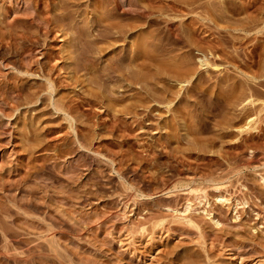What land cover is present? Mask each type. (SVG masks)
<instances>
[{
    "label": "rangeland",
    "instance_id": "obj_1",
    "mask_svg": "<svg viewBox=\"0 0 264 264\" xmlns=\"http://www.w3.org/2000/svg\"><path fill=\"white\" fill-rule=\"evenodd\" d=\"M48 1L73 117L0 0V264H264V0Z\"/></svg>",
    "mask_w": 264,
    "mask_h": 264
},
{
    "label": "bare ground",
    "instance_id": "obj_2",
    "mask_svg": "<svg viewBox=\"0 0 264 264\" xmlns=\"http://www.w3.org/2000/svg\"><path fill=\"white\" fill-rule=\"evenodd\" d=\"M27 4H31L32 5V7L30 6H28L29 8H25V10L23 11L22 10V12H24L23 14L24 15H27L26 16V18H25V20L28 22V23H30L32 26H36V27H34V28H37V32H34V33H24V32H18V34H15V32H14V35L11 37V40H12V42L13 43H15L16 44V42H19V41H21V40H23L24 42H28V46L29 47H27L28 49L27 50H25V51H22V53L20 54L21 56H20V59H22V65H23V68H21V69H17V73H15V74H13V75H19L20 76V72H22V73H26V74H31V75H36V76H39V77H42V78H44L45 79V81L43 82L44 84H43V88L40 90V91H35V92H30V99H29V103H38L40 100H41V95H43L44 96V94L45 95H48L46 98H48V100H50V102L49 103H51V105L52 106H54L55 107V109H57L58 111H61V112H64V113H66V115H68V116H71V117H73L72 116V114H71V110H72V108L71 107H69L68 105H66V104H64L63 102H57L56 100H53V95H54V92L56 91V89H57V83L58 82H60L58 79H56V78H54L53 77V75H51V73L52 72H50L51 70H53V69H57V68H61V64H59L58 63V61L55 59V61H57V62H55V65H53V60L52 59H54V57L53 56H55L56 55V53H55V51H51L50 53H48V55H46V56H44V58L43 59H46V63L44 64L42 61L43 60H37V59H39V57L37 58V59H35V56L36 55H38V54H36L37 52H40V51H38V50H42V48H44V46L46 45V43L48 42V38H49V35H50V33L52 32L53 33V31L55 32V33H57V34H59L58 33V28L57 27H59V30L61 31L62 30V27H63V24L61 25V21L60 20H63L64 21V19H63V17H65V16H67L68 14H66L67 12H69L70 10H68V8H67V10H66V6L64 7V5H67V6H70V5H68V4H64L61 0H59V2H60V5H59V3L57 4V5H59V6H61V4L63 5V7L61 6V8H64L63 10H61V11H63V14H62V12H61V14L63 15V17H61L60 15V12H59V14L60 15H58L57 13H56V15H58V16H60L62 19H58L59 17L58 16H56L57 17V19H55L56 17H51V14L53 15V13H51L52 12V9L50 8V2L51 1H48V0H24ZM70 1V0H69ZM73 1V0H72ZM64 2H66L65 0H64ZM25 3V4H26ZM52 3V2H51ZM68 3V2H67ZM56 4V3H55ZM227 4V3H226ZM56 5V6H57ZM209 6V5H208ZM246 6V5H245ZM53 7V6H52ZM249 7V6H248ZM17 8V7H16ZM19 9V7L17 8V10ZM16 10V9H15ZM64 10H66L65 12H64ZM145 10V9H144ZM26 11V12H25ZM55 11V10H54ZM21 12V13H22ZM208 12V11H207ZM65 13V14H64ZM70 13V12H69ZM17 14V13H16ZM72 14V13H71ZM70 15V14H69ZM68 15V16H69ZM99 15V14H98ZM4 16H6V15H4ZM21 16V15H20ZM72 16V15H71ZM206 16V15H205ZM18 17V16H17ZM7 18H9V17H7ZM13 18H15V17H13ZM73 18V17H72ZM12 19V18H11ZM7 19L6 21V23H7V26H8V24H9V26H14L15 25V23H16V21L18 20V19ZM24 19V18H23ZM65 19H67V17L65 18ZM69 19V18H68ZM75 20V19H74ZM73 20V21H74ZM99 21V20H98ZM103 22V21H102ZM112 22L113 21H111L110 23L112 24ZM66 23V22H65ZM65 23H64V26H65ZM90 24V23H89ZM99 25V24H98ZM119 25V24H118ZM134 25V24H133ZM205 25V24H204ZM8 26V27H9ZM61 26V27H60ZM67 26V25H66ZM111 26V25H110ZM114 26V25H113ZM10 27V28H11ZM121 27V26H120ZM127 27V26H126ZM13 28V27H12ZM64 28V27H63ZM69 28V27H68ZM124 28V27H123ZM112 29V28H111ZM110 29V30H111ZM64 30V29H63ZM63 30H62V32H63ZM21 31V30H20ZM34 31H36V29H34ZM59 31V32H60ZM65 31H66V28H65ZM124 31V30H123ZM17 32V31H16ZM10 33H12V32H10ZM61 33V32H60ZM65 33V32H64ZM83 33V32H82ZM100 33V32H99ZM104 33V32H103ZM107 33V32H106ZM114 33V32H113ZM120 33H121V31H120ZM72 34V33H71ZM75 34V33H74ZM79 34H80V32H79ZM110 34V33H109ZM73 35V34H72ZM82 35V34H81ZM106 35V34H105ZM84 36V35H83ZM83 36H81V37H83ZM96 36V35H95ZM102 36V35H101ZM107 36V35H106ZM121 36V35H120ZM123 36V35H122ZM65 37V36H64ZM99 37V36H98ZM97 37V38H98ZM117 37V36H116ZM76 38V37H75ZM80 38V37H79ZM79 38H78V40H79ZM19 39H21V40H19ZM101 39V38H100ZM121 39V38H120ZM94 40V39H93ZM100 41V40H99ZM11 42V43H12ZM77 42V41H76ZM121 42V41H120ZM84 43V42H83ZM100 43H101V41H100ZM26 44V43H25ZM24 44V45H25ZM79 44V43H78ZM77 44V45H78ZM143 44V43H142ZM18 45H20V42H19V44ZM27 45V44H26ZM97 45H99V44H97ZM75 46V45H74ZM95 46V45H94ZM22 47H24V46H22ZM48 47V46H47ZM66 47V46H65ZM76 47V46H75ZM90 47V46H89ZM109 47V46H108ZM25 48V47H24ZM97 48H98V46H97ZM139 48V47H138ZM93 49V48H92ZM103 49V48H102ZM106 49V48H105ZM109 49V48H108ZM99 50V49H98ZM145 50V49H144ZM81 51H83V50H81ZM105 51V50H104ZM149 51V50H148ZM42 52V51H41ZM41 52H40V54H41ZM65 52H67V53H69V54H71L72 53V47L71 48H67L66 50H65ZM89 52V51H88ZM43 53V52H42ZM66 53V54H67ZM97 53V52H96ZM55 54V55H54ZM77 54V53H76ZM80 54V53H79ZM82 54H84V53H82ZM86 54V53H85ZM144 54V53H143ZM43 55V54H42ZM73 55H75L74 53H73ZM95 55V54H94ZM69 56V55H68ZM87 56V55H86ZM67 57V56H66ZM81 57V56H80ZM95 57V56H94ZM94 57H93V59H94ZM151 57V56H150ZM70 60L73 58V57H71V55L68 57ZM75 58V57H74ZM138 58V57H137ZM42 59V58H41ZM77 59H79V57L77 58ZM76 59V60H77ZM88 59V58H87ZM143 59V58H142ZM149 59V58H148ZM76 60H75V62H76ZM81 60V59H80ZM79 60V61H80ZM110 60V59H109ZM134 60V59H133ZM146 60V59H145ZM74 61V60H73ZM95 61V60H94ZM136 61H137V59H136ZM147 61H149V60H147ZM78 62V61H77ZM76 62V63H77ZM7 63V62H6ZM39 64L38 66H40V68H39V72H36V69L34 70V65L35 64ZM51 63H52V65H51ZM70 63V62H69ZM68 63V64H69ZM80 63V62H79ZM91 63V62H90ZM100 63V62H99ZM113 63V62H112ZM71 64V63H70ZM73 64V63H72ZM85 64V63H84ZM93 64V63H92ZM111 64V63H110ZM87 65V64H86ZM133 65V64H132ZM136 65V64H135ZM81 66V65H80ZM103 66V65H102ZM116 66V65H115ZM121 66V65H120ZM77 67V66H76ZM75 67V68H76ZM124 67V66H123ZM15 68V67H14ZM103 68H105V67H103ZM108 68V67H107ZM140 68V67H139ZM62 69V68H61ZM60 69V70H61ZM64 69V68H63ZM78 69V68H77ZM87 69H89V68H87ZM99 69V68H98ZM38 70V69H37ZM76 70V69H75ZM78 70H80L81 71V69H78ZM78 70H77V72H78ZM83 70V69H82ZM94 70V69H93ZM106 71H108L107 69L106 70H101V71H99V72H101V73H103L104 74V72L105 73H107ZM114 71V70H113ZM122 71V70H121ZM76 72V71H75ZM84 72V71H83ZM96 72V71H95ZM97 73H98V71H97ZM101 73H100V75H98V78H97V80L94 82V80L96 79H94V80H92L94 83H97L98 84V87H101V88H103V86H106V82H102V80L101 79H103V78H101V77H103L104 75H101ZM110 73H111V71H110ZM130 73V72H129ZM55 74V73H54ZM60 74V73H59ZM79 75H80V73H78ZM82 74V73H81ZM116 74V73H115ZM17 75H16V77H17ZM24 75V74H23ZM58 75V74H57ZM151 75V74H150ZM73 76V75H72ZM107 76V75H106ZM135 76V75H134ZM137 76H138V74H137ZM71 77V76H70ZM81 77V76H80ZM109 77V76H108ZM124 77V76H123ZM131 77V76H130ZM140 77V76H139ZM20 78V77H19ZM82 78V77H81ZM126 78V77H125ZM129 78V77H128ZM136 78V77H135ZM62 79V78H61ZM87 79V78H86ZM91 79V78H90ZM121 79V78H120ZM141 79V78H140ZM83 80V79H82ZM105 80V79H104ZM103 80V81H104ZM109 80V79H108ZM62 81V80H61ZM131 81V80H130ZM133 81V80H132ZM136 81V80H135ZM8 82V81H7ZM6 83V82H5ZM125 83V82H124ZM121 84V83H120ZM16 85V84H15ZM61 85V84H60ZM115 85V84H114ZM140 85V84H139ZM40 86V85H39ZM42 86V85H41ZM108 86V85H107ZM111 86V85H110ZM105 88V87H104ZM144 88V87H143ZM150 89V88H149ZM7 91V90H6ZM135 91V90H134ZM13 92H14V94H16L15 95V97H17L18 99L20 98V97H22V93H23V88L22 87H13ZM102 92V91H101ZM104 92V91H103ZM115 93V92H114ZM8 94V93H7ZM86 94V93H85ZM110 94V93H109ZM1 96V95H0ZM90 96V95H89ZM8 97V96H7ZM115 97V96H114ZM148 97V96H147ZM14 100V99H13ZM66 100V99H65ZM77 100V99H76ZM117 100V99H116ZM70 101V100H69ZM72 101V100H71ZM78 101V100H77ZM142 101V100H141ZM150 101V100H149ZM5 102V101H4ZM92 102V101H91ZM108 102V101H107ZM118 102V101H117ZM143 102V101H142ZM145 102V101H144ZM96 103V102H95ZM102 103V102H101ZM67 104H68V102H67ZM70 105V104H69ZM74 105V104H73ZM77 105V104H76ZM107 105V104H106ZM146 105V104H145ZM119 107V106H118ZM125 107V106H124ZM19 107L17 106L16 107V110L18 109ZM79 108V107H78ZM12 109H14V108H12ZM117 109V108H116ZM123 110V109H122ZM77 111V110H76ZM5 112V111H4ZM8 112V111H7ZM14 112V111H13ZM73 113H74V110L72 111ZM9 113V112H8ZM82 113V112H81ZM66 117V116H65ZM75 118V117H74ZM118 123V122H117ZM114 124V123H113ZM32 128V127H31ZM80 137V136H79ZM37 140V139H36ZM37 142H39V141H37ZM218 223V222H217ZM49 238V237H48ZM12 244V243H11ZM6 245V244H5ZM5 250V249H4Z\"/></svg>",
    "mask_w": 264,
    "mask_h": 264
}]
</instances>
